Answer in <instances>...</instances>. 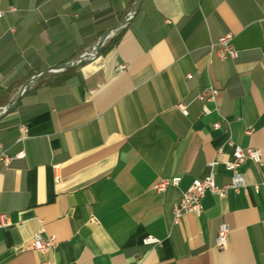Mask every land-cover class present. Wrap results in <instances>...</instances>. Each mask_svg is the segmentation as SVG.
Wrapping results in <instances>:
<instances>
[{"label":"crops","instance_id":"crops-1","mask_svg":"<svg viewBox=\"0 0 264 264\" xmlns=\"http://www.w3.org/2000/svg\"><path fill=\"white\" fill-rule=\"evenodd\" d=\"M136 1L0 0V147L25 155L0 163V264H264V0H140L123 24ZM227 33L238 57L222 61L209 47ZM106 35L94 60L49 72ZM209 86L205 115L194 98ZM228 136L261 152L240 167L247 193L208 192L201 215L174 226L216 150L232 159ZM229 183L219 163L215 184ZM37 233L56 248L30 249Z\"/></svg>","mask_w":264,"mask_h":264},{"label":"built area","instance_id":"built-area-1","mask_svg":"<svg viewBox=\"0 0 264 264\" xmlns=\"http://www.w3.org/2000/svg\"><path fill=\"white\" fill-rule=\"evenodd\" d=\"M138 3V0L135 4ZM14 9H11L13 11ZM4 15L2 11H0V18ZM132 16L130 15L123 24H127L132 20ZM170 21L167 20V23ZM108 36H104L103 41ZM101 40V39H100ZM102 41V43H103ZM97 42L93 45L88 51L81 53L76 59L71 61L68 64L62 65L56 69H52L49 72H62L68 68H74L82 62L92 61L94 60L99 52V48L102 45ZM209 49L211 51H215L217 57L220 60H234L238 57V52L233 46V35L230 33L222 35L215 43H213ZM125 64L118 65V71L123 72L125 70ZM35 79V78H32ZM218 89L213 86L206 87L199 91L194 98V101H198L202 104V113L207 115L210 113V110L207 108L208 103H213L218 96ZM177 109L184 116H187V105L185 103H179L177 105ZM8 108H4L0 110V116L5 115L8 111ZM214 130L220 129V124L215 123L213 125ZM20 132L22 134V139L24 140L27 137V130L24 127L20 128ZM252 133L251 130H247L246 134L250 135ZM226 145L232 148V159L230 161H222L224 157V152L222 148L216 150L214 154V159L207 163L208 174L202 178L194 179L191 185L183 192L179 202L174 206L172 213V224L174 226L178 225L181 222V219L184 215L187 214H195L201 215L203 207H202V199L206 193H212L219 197H224L227 192H232L234 194H239L241 191L247 193L248 185L246 184L243 174L240 171L241 165L250 161L254 164H261V152L258 149L253 148H241L239 146L234 145L231 138L228 136L226 140ZM25 157L24 153H18L15 156H9L5 151H3L0 147V163L3 167L9 168L11 163L15 160H20ZM222 161V162H221ZM221 163L226 172L230 174V183L228 185L219 187L215 184V168ZM180 178H172V179H164L157 182L153 186V190L157 193L164 192L169 186H177L180 183ZM261 183H256L252 185V190L255 193L259 192ZM6 219L4 215H0V228L6 226ZM229 226L227 224L221 223L218 226L216 237L214 240V247L218 250H224L227 247L228 241V233ZM144 246H154L159 245L160 241L152 236H146L142 241ZM57 246V242L55 237L50 236L47 238H43L40 233L34 235L33 239L30 243V249L36 252H44L49 249H54Z\"/></svg>","mask_w":264,"mask_h":264},{"label":"water","instance_id":"water-1","mask_svg":"<svg viewBox=\"0 0 264 264\" xmlns=\"http://www.w3.org/2000/svg\"><path fill=\"white\" fill-rule=\"evenodd\" d=\"M139 1H140V0H138V3H137V5H136V9H135V12H134L132 18L134 17V15L136 14V12H137V10H138ZM125 23H126V22H125ZM128 23H129V22H128ZM128 23H127V24H128ZM102 41H103V38H102L101 40L98 41V42H99L98 44H101ZM37 79H38V77H36L35 79H31V80H29V81H28V82L22 87V89H21V91H20V94H22V92L25 90V88H26L28 85H30L31 83L35 82Z\"/></svg>","mask_w":264,"mask_h":264}]
</instances>
